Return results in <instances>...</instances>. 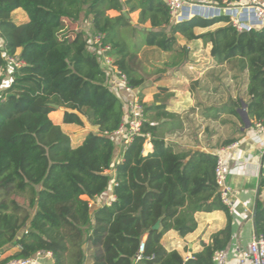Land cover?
Wrapping results in <instances>:
<instances>
[{"label":"trees","instance_id":"obj_1","mask_svg":"<svg viewBox=\"0 0 264 264\" xmlns=\"http://www.w3.org/2000/svg\"><path fill=\"white\" fill-rule=\"evenodd\" d=\"M19 12L26 18L16 20ZM134 13L138 26L132 25ZM82 20L92 34L105 35L114 65L136 90L145 84L136 66L143 47L177 51L186 61V49H177L180 39L210 43L218 65L233 64L248 77L247 101L230 100L225 113L242 121L238 109L245 105L251 127L264 120V26L239 32L225 17L175 23L162 0H0V67H8L10 57L23 63L11 69L8 85V75L0 76V264L40 252L51 253L54 264H214L233 229L217 190V157L167 145V136L181 126L164 104L167 89L159 88L153 104H145L141 134L115 164L117 144L108 134L119 129L125 107L107 85L87 32L67 30L68 22ZM221 23L226 25L210 30ZM198 29L208 31L197 34ZM129 34L143 40L131 43ZM53 105L65 111L62 124L84 127L86 120L96 131L74 146L51 119L58 110ZM148 142L153 151L145 156ZM234 143L229 139L221 147ZM113 167L115 176L109 173ZM111 185L115 199L91 207ZM214 211L224 212L228 222L202 252L185 259L161 243L171 230L192 234L195 214ZM254 229L264 235V199L257 201ZM13 248L18 251L9 254Z\"/></svg>","mask_w":264,"mask_h":264},{"label":"crops","instance_id":"obj_2","mask_svg":"<svg viewBox=\"0 0 264 264\" xmlns=\"http://www.w3.org/2000/svg\"><path fill=\"white\" fill-rule=\"evenodd\" d=\"M134 15H136V24L132 22V25L138 26V13ZM82 23L83 20L76 24V32L81 29L91 37L93 34L90 24L87 22L88 26L83 27ZM225 25L221 23L210 30ZM206 31L208 30L198 29L196 32L202 34ZM185 45L187 48L184 47ZM179 47L186 49V61L181 66L167 62L165 64L167 70L162 69L158 72L152 84H146L147 81H145L144 86L138 91L142 93L145 104L151 105L154 102V96L159 93V88L167 89L161 96L164 98L167 110L177 116L181 127L174 134L168 135L166 142L167 145L174 146L177 151L192 149L214 154L226 140H236L237 147L225 155L230 167L229 183L233 188L232 239L225 251L229 256V264H238L239 251L247 248L255 235V206L258 200L264 199V190L261 191V179L258 177L261 154L264 151V137L257 136L252 127H246L243 119L239 121L236 117L225 113V108L231 105L230 100L239 98L244 102L247 101L248 81L243 90L228 94L225 72L229 65H218L214 61L210 56V43H204L203 40L181 39ZM222 73H224L223 76ZM150 86L152 90H147ZM64 112L62 110L60 120L55 123L61 125L66 133L74 127L79 128L75 132L76 136L68 134L74 146L80 145L88 132L96 131L86 120H83L84 127L62 124ZM236 119L240 122L236 132L232 129H224L228 122H236ZM198 127L204 128H200L197 132ZM152 151L153 145L148 142L144 148V155ZM122 161L123 152L117 148L115 164ZM109 173L115 176L114 167ZM113 186L111 185L103 196L92 200L91 207L109 205L115 199ZM195 218L198 226L192 234L181 237L177 231L171 230L163 236L161 243L168 251L176 250L183 258L190 259L194 254L202 252L204 245H210L213 235L224 229L228 222L227 215L222 211L199 212L195 214ZM16 251L18 248H13L9 254ZM36 264H54V262L52 257L43 255L37 259Z\"/></svg>","mask_w":264,"mask_h":264},{"label":"built area","instance_id":"obj_3","mask_svg":"<svg viewBox=\"0 0 264 264\" xmlns=\"http://www.w3.org/2000/svg\"><path fill=\"white\" fill-rule=\"evenodd\" d=\"M169 8L175 23H182L193 18L214 19L227 18V24L233 26L239 32H248L260 29L264 26V0H222L221 4L209 3L206 0H162ZM105 35L93 34L90 37V46L96 49L102 69L105 71L110 89L121 99L125 111L122 124L119 129L108 136L115 139L117 148L123 153L141 134L145 118V102L139 96V91L129 86L127 77L114 65L112 48L104 42ZM8 67H0V76L10 74L13 67L23 65L17 58H8ZM8 77V76H7ZM257 136L264 137V120L253 124ZM237 147L234 143L220 147L214 155L217 157L215 166V179L221 202L230 211L233 209V188L229 183L230 167L225 155ZM258 177H264V151L261 154ZM145 250L144 242L139 248V256ZM51 253L40 252L26 259H13L7 264H36L37 259ZM214 264H229V256L225 250L217 251L213 257ZM238 264H264V235H254L247 248L239 251Z\"/></svg>","mask_w":264,"mask_h":264},{"label":"rangeland","instance_id":"obj_4","mask_svg":"<svg viewBox=\"0 0 264 264\" xmlns=\"http://www.w3.org/2000/svg\"><path fill=\"white\" fill-rule=\"evenodd\" d=\"M108 14L111 17L117 16V13H114V12H109ZM15 18H16V20H23L24 18H26V16L23 13L19 12V13L15 14ZM130 18H131L132 22L134 24H136V15L131 14ZM66 25L68 28L67 30L69 32L73 33L76 31V28H77L76 24H71L70 22H68V24H66ZM82 26L83 27L88 26V23L86 21H83ZM80 30L81 29H79V31ZM129 36H131V35L129 34ZM142 38H143V36L138 34L135 38H133L131 36L130 41H131V43H136V42L140 43L143 40ZM180 41H181V39H180ZM131 47L133 49V46H131ZM184 47L187 48L186 45ZM179 48L181 49L182 47H179V45H178L177 49H179ZM140 52H141V54L139 55V59L137 60L136 66L138 67L137 68L138 72L145 78V81H147L146 84H152L154 78L158 75L157 73L160 72L162 69L167 70L165 67V64L167 62L177 64V66H181L184 63L183 60H180L179 55L176 53L177 51L172 52V53H163L161 50L156 49V48L150 49V48H144L143 47ZM225 74H226V84H227L228 94H231L234 91L237 92L241 89L243 90L245 88V84L247 81V73L244 72V73L240 74L238 72L237 68L235 67V65L232 64V65L228 66ZM223 75H224V73H222V76ZM9 79H10V77L8 75V77L5 79V82L7 83V85L10 82ZM151 86L147 87L148 88L147 90H152ZM61 115H62V110L58 109L56 112L52 113L50 115V117L54 122H57L60 120ZM239 125H240V122L236 119V122H231V121L228 122L227 126L224 129L225 130L232 129L233 131L236 132V129L238 128ZM200 128L202 129L204 127H200ZM200 128L199 127L197 128V132L200 131ZM77 130H79V128L74 127L72 130H69V133H67V134L73 135V137H74V136H76L75 132ZM15 199L20 204L26 203V200L23 198L15 197Z\"/></svg>","mask_w":264,"mask_h":264},{"label":"water","instance_id":"obj_5","mask_svg":"<svg viewBox=\"0 0 264 264\" xmlns=\"http://www.w3.org/2000/svg\"><path fill=\"white\" fill-rule=\"evenodd\" d=\"M124 15H125V17L128 18V15L126 13H124ZM53 107L56 108V109H59V107L56 106V105H53ZM238 112L241 115L242 119L244 120L246 127H248V128L250 127L251 128V122H250L249 117H248V115L246 113L245 105H243L242 108L238 110ZM256 211H257V205L255 206V213H256ZM158 227H159V224H157L154 227V229H158Z\"/></svg>","mask_w":264,"mask_h":264}]
</instances>
